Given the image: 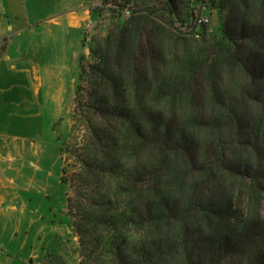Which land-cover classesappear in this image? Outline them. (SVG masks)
Instances as JSON below:
<instances>
[{"label": "trees", "instance_id": "16d2710c", "mask_svg": "<svg viewBox=\"0 0 264 264\" xmlns=\"http://www.w3.org/2000/svg\"><path fill=\"white\" fill-rule=\"evenodd\" d=\"M209 4L226 14L210 37V22H197ZM93 9L111 25L80 65L74 121L84 144L62 150L77 159L78 196L99 172L116 176L93 216L75 205L80 264H264V0Z\"/></svg>", "mask_w": 264, "mask_h": 264}, {"label": "crops", "instance_id": "0c3cea01", "mask_svg": "<svg viewBox=\"0 0 264 264\" xmlns=\"http://www.w3.org/2000/svg\"><path fill=\"white\" fill-rule=\"evenodd\" d=\"M101 2L0 0V264L24 263L20 235L26 218L36 215L26 196L41 193L36 178L47 153L46 142L20 128L31 129L66 99L72 103L90 53L88 25L99 18L93 7ZM9 248L17 251L13 258Z\"/></svg>", "mask_w": 264, "mask_h": 264}, {"label": "rangeland", "instance_id": "374dc122", "mask_svg": "<svg viewBox=\"0 0 264 264\" xmlns=\"http://www.w3.org/2000/svg\"><path fill=\"white\" fill-rule=\"evenodd\" d=\"M204 7L201 6V13L210 20L206 27L209 37L214 34L220 35L226 14L213 8L210 4L208 9ZM186 10L185 4L178 7V12L183 17ZM110 25V13L108 11L102 12L96 24L88 27L91 43L93 38L104 37ZM259 61H261V52L256 53L252 60L256 66ZM79 75L80 72L76 75L75 87ZM74 99L75 93L72 103L69 99L64 100L65 103L63 102L62 105L52 107V113L48 111L42 115L41 120L37 121L34 127L31 129L21 127L19 131L27 138L30 137V140H41L47 143L45 148L47 153L43 155L39 165L40 172L36 178L41 185V193H31L26 196L28 204L31 205L29 207L26 202L27 209L33 208L36 215L26 218V226L20 235L21 242L25 243V251H19V256L21 255L24 259L22 264H42L49 253L58 255L57 259L52 260L53 264H80L83 259L80 251L81 235L76 232L73 226L74 222L79 220L80 214L75 211V205L76 207L82 206V211L85 214L89 213L93 216V210L101 208L105 196L110 193L115 184V172L103 170V173L99 172L98 181L90 182L88 179V181L81 183V195L78 196L77 189L73 187V185L76 187L78 185L73 181L75 175L80 172L77 159L70 154L71 152H63L62 149L68 147L70 149L76 148L78 151L84 144L83 128L74 121ZM10 132L14 133L13 130ZM63 168L67 169L66 178L69 182H63V177H65L62 172ZM70 201L72 202L69 206ZM104 230L105 228L102 226H97L93 228L92 232L100 237ZM104 236L105 234L102 235L103 239ZM1 244H3L2 239H0ZM98 245L99 243L93 244V249L97 255L101 256V249L97 250ZM16 252L10 248L7 251L11 258ZM97 255L95 258H99Z\"/></svg>", "mask_w": 264, "mask_h": 264}, {"label": "built area", "instance_id": "2783aa9c", "mask_svg": "<svg viewBox=\"0 0 264 264\" xmlns=\"http://www.w3.org/2000/svg\"><path fill=\"white\" fill-rule=\"evenodd\" d=\"M197 22L198 24H208L210 21L207 17L203 16V17H200ZM91 25L92 23H90L88 27H90Z\"/></svg>", "mask_w": 264, "mask_h": 264}]
</instances>
